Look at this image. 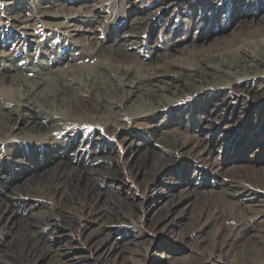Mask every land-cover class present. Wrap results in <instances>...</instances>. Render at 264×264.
Returning a JSON list of instances; mask_svg holds the SVG:
<instances>
[{"label":"bare ground","instance_id":"6f19581e","mask_svg":"<svg viewBox=\"0 0 264 264\" xmlns=\"http://www.w3.org/2000/svg\"><path fill=\"white\" fill-rule=\"evenodd\" d=\"M47 1H32V11L41 20L39 24L46 28L57 27L60 35L52 39L54 43L48 44L46 50L39 46L40 54L52 58L63 46L66 53L56 54L52 63L38 57L36 60L43 61L39 62L41 68L35 61L26 63L35 54L27 55L19 64L12 58L13 54L0 50V58L5 62L0 67V143L7 146V156L10 154L12 158L10 163L21 169L17 171L24 176L30 166L26 164L38 165L35 161H42L45 152L39 149V144L49 146L50 141H56L51 150L53 153L44 156L46 168H49L29 177L28 182L21 185L12 184L18 178L10 180L8 192L0 198V234L5 233L10 237L9 242L21 245L20 264L33 263L37 254H51L52 264H67L72 260L71 249H55L43 240L45 232L54 233L55 222L50 218L53 212L65 216L71 223L84 209L103 238H110L117 225L130 223L136 205L134 201L126 199L128 193L120 196L119 188L114 190L105 186L111 175L112 161L108 157L111 155L107 156L102 149L89 148L95 142H102L100 138L93 140L87 136V145L78 141V148L67 154L77 142L70 136V132H75V125L99 124L115 136L126 128V118L155 120L185 106L191 99L203 96L207 97L206 102L200 99L187 107L186 112L191 114L184 132L169 130L154 136L155 144L146 149L154 161L143 174L150 173L155 179L169 163H174V155L189 160L188 166L198 164L209 169L208 172H197L193 168L190 179L194 180L196 173L205 174L210 181L202 186L196 184L197 189L202 190L192 194L187 186V182H191L189 178L182 180L180 185H185L179 191L181 197L172 203L176 206L187 199L188 202L195 200V195L205 196L187 232L180 233V242L203 250L207 254L203 259L207 262H216V257L221 259L226 255L225 264H233L228 255L230 248L247 238L249 247L253 246L257 252L255 254L246 247L239 260L243 264H264V197L260 196L259 201L258 193L251 195V199L245 196L246 200L233 205L229 199L237 194L264 192V174L242 165L233 166L231 172H226L217 154L223 150L222 145H213L203 136L208 129L221 127L225 117L233 116L235 106L231 105L238 102L232 99L233 93L245 92L259 102L264 99V25H253L256 11L264 17V0H200L195 5L188 2L166 14L155 44L152 38L148 41L145 37L153 32L158 13H165L178 0H172L171 4L163 0L155 13L144 16H137L143 6H134V0H92L70 11L69 0ZM193 8L196 9L195 16L186 21L187 13ZM226 9L232 12L230 20L222 13ZM134 13L136 15L132 16ZM128 16L131 18L127 24L118 27V23ZM249 17H252L251 21ZM11 18L16 22V29L26 36H34L30 33L35 30L34 25L27 16ZM176 19L182 20L180 24ZM76 23L86 25L81 37L74 33ZM96 24L106 32L105 39L97 31ZM241 24L248 26L239 35L228 41L222 40L214 48L204 47L206 36L215 34L217 26L222 32ZM163 30L165 40L161 42ZM114 35L117 37L109 43ZM187 40H191V45L179 48ZM55 42L59 44L57 47ZM161 48L163 52L158 51ZM152 52L155 54L147 60L145 57ZM176 78L182 85L175 83ZM258 113L264 116L263 109L254 108L251 118L259 122ZM54 115L58 119L55 120ZM21 119L29 127L30 135L22 133ZM255 127L260 128V124ZM62 138L63 142H60ZM23 141L24 146L15 145V142ZM255 144L264 148V128L257 132ZM188 166L184 168L187 171L190 170ZM5 172L10 173L11 168L0 165L1 186L8 179ZM178 185H173L175 191H178ZM213 187L227 191L226 195L225 191L219 194L220 191ZM145 189L149 190L148 184ZM113 198L121 200L122 206L130 212L129 217L113 209L109 204ZM36 205L46 210L30 211L28 215L22 211V208L29 210ZM253 230L263 231V234L253 233ZM1 264L13 262L5 260Z\"/></svg>","mask_w":264,"mask_h":264},{"label":"rangeland","instance_id":"374dc122","mask_svg":"<svg viewBox=\"0 0 264 264\" xmlns=\"http://www.w3.org/2000/svg\"><path fill=\"white\" fill-rule=\"evenodd\" d=\"M32 1L39 0H0V50L13 54L12 58L19 64L24 62V57L27 55L29 57L35 54L34 58L33 56L29 57L26 63H29L27 61H35V63H37L36 65L42 68L41 62H55L56 54L64 55L67 50L63 48L64 46L57 49L55 54L52 55V58L48 55L43 56V54H40L39 46L42 45L43 49L46 50L48 44L54 43L52 39L57 37V35L59 37L60 30L57 27L46 28L44 24H39L41 20L36 18V13L32 11ZM41 1L45 2L47 0ZM155 1L156 2L153 3V0H134V6L144 7H142L140 14L137 16H144L154 11L156 12V9L163 0ZM199 1L200 0H178L177 3H175L174 6H170L165 13H162V11L159 12L154 20L155 28L152 30L153 32L149 35L147 34L145 38L148 41L152 38L153 44H155V38L163 26V20L166 14L169 15L173 10L184 7L188 2L195 5ZM48 2H50V0L47 1V3ZM89 2H92V0H69L67 7L70 11V9L79 8L82 4ZM167 2L171 4L173 1L167 0ZM195 10L196 9L193 8L192 11L187 13V17L185 18L186 21L195 16ZM222 13L227 17L226 19L230 20V18H232L230 9H226L222 11ZM65 14H68V11H65ZM18 15L27 16L33 23L35 30L30 32L34 35L33 37L26 36L27 34L23 31L16 29V22L11 17ZM135 15L136 13L132 14V16ZM129 18L131 17L128 16L126 19H122V21L118 23V27L127 24ZM248 19L251 21L252 17ZM253 19L255 21L253 25H264V17H261L258 11L255 12V18ZM176 21L179 23L182 20L176 19ZM76 26L77 31L74 33H77V35L81 37L85 34L84 29L86 25L76 23ZM247 26L248 24H241L237 28L232 27L222 32H219V27L217 26L215 28V34L211 36L208 34V36H206L204 47L206 49L214 48L218 46L220 42H223L222 40L226 39L225 41H228L239 35ZM95 27H97V31L101 33L102 39H105L106 32L103 28L98 27V25ZM164 31L165 30L160 34L161 42L165 40V38H162L164 37ZM68 37L71 38L72 36L70 35ZM116 37V35L111 36L109 43H112ZM55 44L56 47L59 45L57 42H55ZM188 45H191V40H187L180 44L179 48L182 49ZM158 51L163 52V49L161 48ZM174 52L173 49L172 53ZM154 54L155 52H152V54L145 58L148 60L149 57H152ZM38 57H43V61L36 60ZM2 61L4 60L0 58V67H3L5 63ZM28 75L32 77L31 74L28 73ZM176 80L177 82L175 83L179 86L182 85L180 79L176 78ZM1 89L0 86V90ZM173 90H175V87ZM231 96L232 99L238 100L237 104L231 105L235 106L232 114L233 116L225 117L224 122H222L223 126L221 125V127L215 129H208V131L204 132L205 134H203V136L211 140L213 145H222L223 150H220L217 154L220 156L219 159L226 172H231L233 166L240 167V165H242L249 167L255 173L264 174V148L255 144L257 132L264 128V116L260 113L257 114L256 118L259 119V122L251 118L254 108H257L259 111L263 109L264 111V99L262 102H259L251 98L250 94L248 95L245 92H235ZM15 99H17V95H15ZM200 99L206 102L207 97L203 96L191 99L185 106H180L170 114L162 115L155 120L134 121L133 119L130 120V118H126L125 120L128 121L126 128L117 132L115 136L106 132L105 128L99 124L92 125L85 123L82 125H75V132H70V136H72L73 140L77 139V142L75 147L68 150L67 154H71L75 148H78L77 146L80 144L78 141H81L83 145H87V136L92 137L93 140L100 138L99 141L102 142H95V144L89 146V148L96 150L102 149L107 156L111 155L108 156L110 157L109 161H112L111 175H109V178L106 180L105 186H111L114 190L119 188L117 193L119 192V195L122 197L126 196L125 193H128L126 199L133 200L136 205L131 213L132 217L129 219V225H117L118 228H114L115 231L110 238H103L104 235H102L100 231L95 230L96 224L87 217L84 209L78 212L77 218L73 219L71 223L65 216H58L55 212L51 213L50 218L55 222V230L54 233L45 232L43 240H46L45 243L52 245L55 249H71L69 251L72 260H69L67 264H225L224 257H226V255L221 259L216 257V262H207L203 259V257L207 258V254L203 250L193 249L189 243L180 242V233L187 232L199 206L204 202L205 196L198 197L195 195V200L188 202L187 199L176 206L172 205V203H176L181 197L179 191L184 188L183 185L185 184L180 185V183L183 182L184 179L189 178L191 181L187 182V186L192 194H197V192L202 190L200 188L197 189L196 184L202 186L207 180L210 181L205 174L197 175L196 173L194 180L190 179V175L194 173L193 168L197 169V172L199 170L208 172L209 169L198 164L191 165L193 167L188 166L189 160H186L182 155H174V163H169L166 168L160 171L155 179L152 178L150 173L146 172V174H143V170L152 166L154 161V158L146 151L147 148L155 144L154 136L169 130L184 132L188 126L187 118L191 114L189 111L186 112V109L191 105V102H197ZM53 118L56 120L58 116L54 115ZM258 124H260V128L255 127V125ZM19 126L24 135L31 134L29 132V127L25 126L22 119L19 120ZM226 126L230 128L225 129ZM17 133L20 134L21 132ZM258 139L259 138H257V140ZM24 141L15 142V145L24 146ZM55 142L56 141H50L51 144H49V146H47L48 144H39V149L45 152L42 158L43 162L39 160L35 161L38 162V165H31L32 163L26 164L30 166L27 167L29 170L24 176H20V173L17 171L19 168L16 169L15 165L10 163L12 158L10 159V154L7 156V146H2V142L0 143V165L11 168L10 173L5 172L8 179L5 180L3 186L0 185V198L4 197L8 192V183L10 180H17L18 178L17 182L13 181L12 184L21 185L28 182L27 179H29V177L38 173L41 174L44 170L46 171L47 168H49H46V158L44 156L53 153L51 150L54 148ZM60 142H63V138ZM131 144L135 146V149H131V146H133ZM138 145L139 149H137ZM114 164L116 165L114 166ZM187 166L190 168L189 171L184 169ZM19 170L22 171L21 169ZM146 184L149 185L148 191L145 189ZM174 184H179L178 188H176L178 191L174 190ZM214 190L220 191L218 188H214ZM224 191L225 190L220 191L219 194ZM226 192L227 191L224 193L225 195ZM172 193L176 195L174 198L170 196ZM254 194L259 195V201H261L260 196L264 197V192L262 191H254L246 195L240 196L237 194L233 197H228L230 203L233 205L237 201L246 200L245 196L251 199V195ZM130 197L133 198L130 199ZM141 202H143V205H140ZM5 203L6 202H4V204ZM30 203L33 204V201ZM109 204L117 213L125 214L129 217L128 215H130V212L122 206L120 199H110ZM43 210L46 209H43L41 205L31 207L29 210L22 208V211L26 215H28L30 211L41 212ZM126 220L125 218V221ZM104 221H106V218ZM103 227L107 229L105 224ZM254 232L255 230H253V233ZM261 232L263 234V231H256L255 233L260 234ZM205 236L207 238L209 234L206 232ZM261 238L262 235L260 239ZM9 240L10 237L6 236L5 233L0 234V264L5 262V260H11L13 264H20L22 258L21 245L13 244V242H9ZM246 240L247 238H243L239 243L234 245L232 249L230 248L228 255L232 258L233 264H243L239 258L245 248L249 247V242ZM262 241H264V239ZM252 247L253 246L249 248L256 254L257 250ZM52 262L53 257L51 254L43 256L37 254L36 261L30 264H52Z\"/></svg>","mask_w":264,"mask_h":264}]
</instances>
